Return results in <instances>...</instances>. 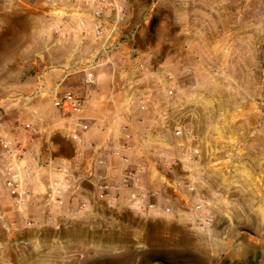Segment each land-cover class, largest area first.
<instances>
[{"label":"rangeland","instance_id":"1","mask_svg":"<svg viewBox=\"0 0 264 264\" xmlns=\"http://www.w3.org/2000/svg\"><path fill=\"white\" fill-rule=\"evenodd\" d=\"M118 1L126 14L119 39L139 30L116 51L115 66L101 69L129 73L142 90L145 77L161 87L158 97L157 90L144 91L145 113L155 118L146 122L138 163L144 193L158 191L170 212L96 208L89 195L66 215L77 219L46 229L65 233L57 263L264 264V0ZM76 6V0H0V140L19 123L16 111L30 103L32 85L39 90L41 75L72 54L75 36L68 46H54L53 29L60 22L73 27ZM157 71L167 81L162 86ZM180 129L197 157L182 155ZM159 152L167 157L153 155ZM1 167L0 157V233L45 225L26 227ZM200 201L204 208L196 212ZM48 254L42 251L36 263L55 264Z\"/></svg>","mask_w":264,"mask_h":264},{"label":"built area","instance_id":"2","mask_svg":"<svg viewBox=\"0 0 264 264\" xmlns=\"http://www.w3.org/2000/svg\"><path fill=\"white\" fill-rule=\"evenodd\" d=\"M76 1L77 6L70 11L76 19L75 25L67 28L60 22L54 27L53 33L54 46H68L73 35L78 38L77 44L64 65L50 67L51 71H63L61 79L54 87L47 90L48 82L44 78L48 73L46 72L41 75L38 88L43 90L44 96L51 99L53 109L71 120L70 138L79 149L89 154L90 166L81 168L67 162L51 161L35 169L25 163V157L28 155L25 144L22 145L16 137L7 136L0 140L3 186L13 205L25 216L24 221L28 228L51 222L63 211L64 216L68 215L67 205L75 202L79 205L80 195L86 183L93 185L95 201L98 203L115 207L121 202H126L133 210L148 211L156 215L170 212L169 208L159 203L158 191L153 190L147 195L140 185L139 180L144 169L132 157L136 147L133 131L127 126H122L119 136L113 137L111 133H107L106 126L83 117L84 100L78 92L72 89L62 90L67 80L78 74L84 76V84L95 85L96 71L103 67L115 66L116 51L124 41H133L139 30L137 25L128 37L119 39L124 30L126 14L118 0ZM58 12L61 13L62 10ZM85 15L90 17L89 23ZM86 41L90 44L89 54L81 57ZM139 68L143 69L144 65H139ZM119 73L126 74L125 71ZM169 78L172 79V76ZM145 97L139 94L132 100L136 102L141 113L148 109ZM26 132L29 136L28 142L34 143L40 129L27 127ZM92 132L107 134L101 142H96L88 136ZM175 134L181 140L178 147L182 155L186 158L197 157L198 148H188L184 142V139L188 141L186 133L180 129ZM153 155L158 159L167 157L161 152ZM113 160L117 163L113 164ZM97 167H107L110 171L118 168L120 175L114 177L109 171L99 173ZM204 204L205 201H200L195 206L196 212L202 211ZM204 223L209 225L210 221L207 219Z\"/></svg>","mask_w":264,"mask_h":264},{"label":"crops","instance_id":"3","mask_svg":"<svg viewBox=\"0 0 264 264\" xmlns=\"http://www.w3.org/2000/svg\"><path fill=\"white\" fill-rule=\"evenodd\" d=\"M88 23L90 17L85 15ZM78 38L75 36L73 42L77 44ZM89 42L86 41V46L83 51L89 49ZM87 53V52H86ZM83 57V54L81 55ZM157 77L159 85L165 84L163 72L157 71L154 73ZM62 70L50 71L44 76L48 82L47 90L61 79ZM129 73H119L111 68L100 69L96 71V84H84V76L82 74L71 76L62 90L72 89L78 92L84 100L83 117L91 122L99 125H104L107 128V133H111L113 137H118L122 126L129 127L134 133L135 150L132 157L135 162H139L143 153L139 150L140 139L144 134L146 122L153 121L155 113H141L138 111L137 104L133 100L135 95L142 94L144 91L157 90V97L161 94V87H158L156 81L152 77H145L143 82V90L138 86L137 81L128 77ZM33 89V90H32ZM30 103L23 107H18L16 113L19 123L15 127L7 128V132L3 135L22 139L27 146L28 155L25 157V163L32 168L37 169L40 164L45 162H67L71 165H78L81 168L90 166L89 154L82 151L72 141L69 135L71 120L62 116L58 111L53 109L52 101L43 95V90H38L36 85H32ZM194 98V97H193ZM192 98V105L202 104ZM206 107V106H205ZM208 111V109L205 108ZM220 114V112H219ZM193 119L196 115L193 111ZM27 127H36L40 129V134L36 135L35 142H28L29 136L26 132ZM107 133L92 132L89 137L95 139L96 142H101ZM2 134H0L1 136ZM68 144L72 149L68 150ZM113 164L117 162L113 160ZM109 171L114 177H119L120 171L118 168L111 171L107 167H97V172L106 173ZM151 180L152 177H151ZM140 185L143 184V177L139 180ZM84 197H80L83 203L87 196L95 195V189L92 184L86 183L82 190ZM8 197V196H7ZM88 198V197H87ZM96 205H105L97 203ZM127 206L126 202H121L117 207ZM78 204H68L66 209H75ZM65 211L54 217L51 222L45 225H40L36 229L20 231L17 233H0V264H37L42 257V251H48V257L55 264L63 255L64 244L60 240L65 239V233L60 231H49L48 228H54L58 225L74 221L78 216H64ZM4 236V239H3ZM5 242H3V240ZM4 253V254H3ZM4 260V261H3Z\"/></svg>","mask_w":264,"mask_h":264}]
</instances>
